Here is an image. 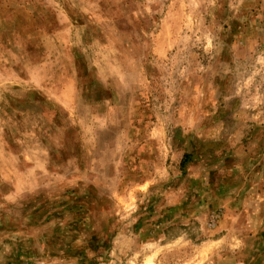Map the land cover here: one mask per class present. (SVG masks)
<instances>
[{"label": "rangeland", "instance_id": "rangeland-1", "mask_svg": "<svg viewBox=\"0 0 264 264\" xmlns=\"http://www.w3.org/2000/svg\"><path fill=\"white\" fill-rule=\"evenodd\" d=\"M0 264H264V0H0Z\"/></svg>", "mask_w": 264, "mask_h": 264}, {"label": "trees", "instance_id": "trees-1", "mask_svg": "<svg viewBox=\"0 0 264 264\" xmlns=\"http://www.w3.org/2000/svg\"><path fill=\"white\" fill-rule=\"evenodd\" d=\"M191 158H192V155L190 153L184 155V157L181 160L182 168H184L186 166V164L191 160Z\"/></svg>", "mask_w": 264, "mask_h": 264}]
</instances>
